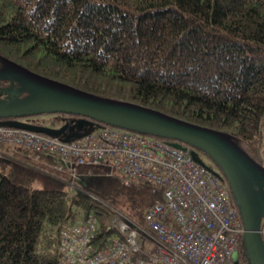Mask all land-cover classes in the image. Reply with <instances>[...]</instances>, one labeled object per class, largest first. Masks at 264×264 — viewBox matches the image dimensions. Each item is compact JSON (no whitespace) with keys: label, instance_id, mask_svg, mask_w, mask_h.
<instances>
[{"label":"trees","instance_id":"1","mask_svg":"<svg viewBox=\"0 0 264 264\" xmlns=\"http://www.w3.org/2000/svg\"><path fill=\"white\" fill-rule=\"evenodd\" d=\"M0 53L81 89L224 130L264 165V0H0ZM2 144L0 264H63L66 225L95 215L93 248L101 249L121 237L116 209L144 225L145 210L163 200L160 188L124 184L103 162L73 175ZM149 243L146 235L141 245ZM239 250L238 264H247L241 241Z\"/></svg>","mask_w":264,"mask_h":264},{"label":"built area","instance_id":"2","mask_svg":"<svg viewBox=\"0 0 264 264\" xmlns=\"http://www.w3.org/2000/svg\"><path fill=\"white\" fill-rule=\"evenodd\" d=\"M0 143L46 155L56 170L73 175L78 165L103 162L124 184L146 181L161 189L163 200L145 210L144 227L121 214L115 221L121 237L101 249L93 248L95 215L66 225L60 238L63 264H238L233 256L243 233L238 210L225 179L194 159L191 146L103 123L64 141L0 122ZM259 232L264 239L262 221ZM146 235L151 243L142 247Z\"/></svg>","mask_w":264,"mask_h":264},{"label":"water","instance_id":"3","mask_svg":"<svg viewBox=\"0 0 264 264\" xmlns=\"http://www.w3.org/2000/svg\"><path fill=\"white\" fill-rule=\"evenodd\" d=\"M0 122L43 132L64 141L82 136L94 124L170 139L175 146L204 153L224 177L237 207L247 264H264V165L243 150L228 132L192 122L133 101L87 91L35 72L0 53ZM63 113L73 115L59 126L25 121L24 117ZM200 161V160H199Z\"/></svg>","mask_w":264,"mask_h":264},{"label":"rangeland","instance_id":"4","mask_svg":"<svg viewBox=\"0 0 264 264\" xmlns=\"http://www.w3.org/2000/svg\"><path fill=\"white\" fill-rule=\"evenodd\" d=\"M38 117V119H41L42 121H44V122H46V123H48V121L50 120V119H52V118H54L55 120H57V122L58 123H60L61 122V119L63 120V119H65L66 118V116L64 115V114H58V113H54V114H41V115H38L37 116ZM4 144V143H3ZM2 144V145H3ZM5 146H8L9 144H4ZM4 146V147H5ZM6 149V148H5ZM9 149H10V147L8 148V149H6L7 151H9ZM198 153V155L201 157V159H203L204 161H206V162H210L211 164H213L210 160H209V158L205 155V154H202V153H200V152H197ZM213 166L215 167V164H213ZM216 168V167H215ZM120 214V215H119ZM121 214H124L122 211H120V210H117L116 209V212L113 214V216H112V218H111V224H112V226L113 227H115V224H116V219H120V218H122L121 217ZM137 224L140 226V227H144V225L143 224H140L139 222H137ZM240 254H241V251L239 250L238 251V255L236 256V254H234L233 256H234V258H236L237 260H239V258H240ZM238 263H239V261H238Z\"/></svg>","mask_w":264,"mask_h":264},{"label":"flooded vegetation","instance_id":"5","mask_svg":"<svg viewBox=\"0 0 264 264\" xmlns=\"http://www.w3.org/2000/svg\"><path fill=\"white\" fill-rule=\"evenodd\" d=\"M5 85H7V82H6L4 85H0V87H1V86H5ZM23 119H24V118H23ZM57 124H58V123H57ZM57 124H53V125H54V126H57ZM47 125H50V123L48 122ZM263 194H264V193H263Z\"/></svg>","mask_w":264,"mask_h":264}]
</instances>
